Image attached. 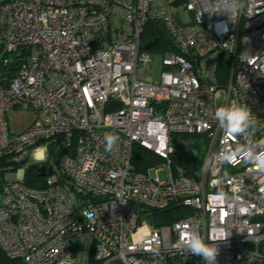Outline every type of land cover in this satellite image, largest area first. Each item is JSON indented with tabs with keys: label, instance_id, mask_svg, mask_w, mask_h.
Here are the masks:
<instances>
[{
	"label": "built area",
	"instance_id": "obj_1",
	"mask_svg": "<svg viewBox=\"0 0 264 264\" xmlns=\"http://www.w3.org/2000/svg\"><path fill=\"white\" fill-rule=\"evenodd\" d=\"M179 6L191 20L180 18ZM150 21L163 24L177 48L162 53L158 79L150 73L155 54L142 41ZM221 96L219 107L251 110L244 136L220 127ZM14 108L36 113L20 133L8 123ZM75 133L54 180L55 158ZM106 133L119 137L111 152ZM174 134L211 140L201 177L174 162ZM259 143L264 0H0V247L8 257L204 264L185 245L195 231L217 243L215 264H264V170L243 151ZM136 145L160 162L137 169ZM32 164L46 169L41 186L25 182ZM176 205L188 209L182 218L152 224V211Z\"/></svg>",
	"mask_w": 264,
	"mask_h": 264
},
{
	"label": "trees",
	"instance_id": "obj_2",
	"mask_svg": "<svg viewBox=\"0 0 264 264\" xmlns=\"http://www.w3.org/2000/svg\"><path fill=\"white\" fill-rule=\"evenodd\" d=\"M158 39V44L152 48V50H155L156 52H165L167 50L171 51H177V48L169 38L166 29L164 28L163 24L157 21H150L147 23L145 31L142 36L143 43L150 42L152 40ZM221 67L223 69V74L226 73V65L227 61L223 59L221 62ZM223 77V76H222ZM221 82H225V78H220ZM189 135H200L207 138L206 134H189ZM77 137L78 133H75L73 138L71 139V148H63L56 156L55 163L59 161L60 157L65 154L72 152L73 149H75L77 145ZM207 140L210 142V140L207 138ZM210 146V145H208ZM208 149H204L202 155L200 156V159H198V167L202 166L204 159H205V152L207 153ZM160 162V159L150 150L140 146L136 145L134 148V155H133V163L135 167L139 170L147 169L148 167L154 165L155 163ZM50 163V162H48ZM180 166H182L189 175L195 176L196 168L187 166L184 162H176ZM39 164H32L28 167L26 170V176H25V182L28 185L33 186H41L44 183V178L41 175L42 169ZM188 212L187 208H184L183 206H172L170 208H167L165 210H154L151 213V222L154 226H161L165 224L172 223L174 221L179 220L182 218L185 213ZM0 264H26L22 259H13L6 255V253L2 250L0 247Z\"/></svg>",
	"mask_w": 264,
	"mask_h": 264
},
{
	"label": "clouds",
	"instance_id": "obj_3",
	"mask_svg": "<svg viewBox=\"0 0 264 264\" xmlns=\"http://www.w3.org/2000/svg\"><path fill=\"white\" fill-rule=\"evenodd\" d=\"M215 118L220 127L228 134L238 137L244 136L252 128V121L255 119L247 105L241 106L238 103L217 108ZM104 139L105 150L111 152L119 137L112 133H106ZM243 151L249 161L264 170V144L259 143L254 147L250 145ZM224 159L230 160L231 154H226ZM218 238L227 240V232L219 233ZM185 245L192 255L201 257L204 264H215L219 254L217 243H206L198 232L192 231L186 235Z\"/></svg>",
	"mask_w": 264,
	"mask_h": 264
},
{
	"label": "rangeland",
	"instance_id": "obj_4",
	"mask_svg": "<svg viewBox=\"0 0 264 264\" xmlns=\"http://www.w3.org/2000/svg\"><path fill=\"white\" fill-rule=\"evenodd\" d=\"M175 1V0H171ZM176 11L180 13V18L185 21L191 20V14L182 7H177ZM151 53L155 54L156 61L154 64L150 66V73L154 76L155 79H158L160 71L163 69L161 66V52H156L155 50H151ZM223 96L218 99V107L221 106ZM8 123L10 126V130L13 133H20L28 129L36 119V113L33 110L24 109V108H14L8 111ZM207 136V135H206ZM208 138V137H207ZM206 137L200 135H189V134H174L173 135V145L178 149V152L175 156H173V160L176 163L184 162L189 167L196 168L195 176L201 177L204 173H206L208 168V155L212 152L210 151L211 140L210 142ZM210 145V146H208ZM43 145H38L33 149V154L42 149ZM204 149H208L207 153L205 152V159L202 166L198 167V159L202 155ZM39 153V152H38ZM59 166L55 164L54 172L50 175L54 180L59 178ZM159 178L161 180L166 179V174L164 171L159 172ZM44 178V177H43ZM2 200V196L0 195V203Z\"/></svg>",
	"mask_w": 264,
	"mask_h": 264
},
{
	"label": "water",
	"instance_id": "obj_5",
	"mask_svg": "<svg viewBox=\"0 0 264 264\" xmlns=\"http://www.w3.org/2000/svg\"><path fill=\"white\" fill-rule=\"evenodd\" d=\"M158 42H159L158 39L152 40V41L146 43V44L144 45V48H145L146 50H150V49H152L153 47H155V46L158 44ZM58 163H59V161L56 162V165H57ZM41 170H42L41 175H46V173H47V172H46V169H45V168H42ZM51 173H52V167H50V168L48 169V174H51Z\"/></svg>",
	"mask_w": 264,
	"mask_h": 264
}]
</instances>
